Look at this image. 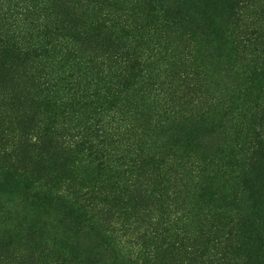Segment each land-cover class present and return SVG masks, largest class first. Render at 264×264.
Returning a JSON list of instances; mask_svg holds the SVG:
<instances>
[{
	"label": "trees",
	"instance_id": "obj_1",
	"mask_svg": "<svg viewBox=\"0 0 264 264\" xmlns=\"http://www.w3.org/2000/svg\"><path fill=\"white\" fill-rule=\"evenodd\" d=\"M0 102L1 180L37 199L2 243L90 264L48 207L107 264H264V0H0Z\"/></svg>",
	"mask_w": 264,
	"mask_h": 264
},
{
	"label": "rangeland",
	"instance_id": "obj_2",
	"mask_svg": "<svg viewBox=\"0 0 264 264\" xmlns=\"http://www.w3.org/2000/svg\"><path fill=\"white\" fill-rule=\"evenodd\" d=\"M19 78L18 71L12 68V70H8V73L4 71V82L5 85L9 88H13L14 90H18L21 86V80ZM3 104V102H0ZM8 111H4L3 108H0V116L2 117V128L7 130L8 132H13L15 127L11 124L6 125L7 120L4 119V115ZM19 123H26L28 121L24 118L19 121ZM1 129V128H0ZM21 155V151H20ZM22 156L20 160L23 158L26 159L24 161L25 164L28 162L37 163L38 159H34L32 156ZM37 168H41L42 166H38ZM23 191H11L9 187H6L4 182L0 177V238L3 236V232L9 229V226L13 223L20 221L23 219L22 216L28 217L29 210L32 209V203L36 202L37 199L34 197L27 196V194ZM33 196V195H31ZM41 222L45 228L52 227V229H48L49 235H53L54 237L61 239L72 238L74 245L79 247V252L86 250V248H90L91 256H89L90 264H107L110 257V253L112 254V250L105 249L102 251V246L100 242L95 237L94 232H91L88 228L84 226H77L74 222L71 224H67L68 221L66 218L62 219V215L60 214L57 217V214L52 211L51 208L46 207L43 213L41 214ZM63 221V222H61ZM65 222V223H64ZM70 223V222H69ZM7 244L0 241V254H3L2 258H0V264H19L21 260H23L20 264H28L27 260L29 258H33L34 264H39L38 256L41 255L39 252L43 247H46L43 241L38 239L36 240H28L26 238L16 237L15 239L8 241ZM73 245V246H74ZM72 246V247H73ZM86 256V255H85ZM77 256L74 255V258ZM43 258H40V261H43ZM80 257L78 262L80 261Z\"/></svg>",
	"mask_w": 264,
	"mask_h": 264
}]
</instances>
